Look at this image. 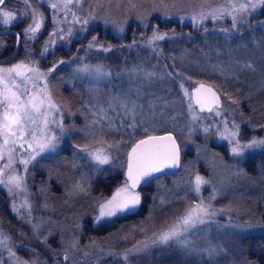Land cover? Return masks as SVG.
<instances>
[{
  "label": "rangeland",
  "instance_id": "374dc122",
  "mask_svg": "<svg viewBox=\"0 0 264 264\" xmlns=\"http://www.w3.org/2000/svg\"><path fill=\"white\" fill-rule=\"evenodd\" d=\"M12 1L13 2L11 5L7 4L5 7L7 9L13 10L14 12L22 13L24 11L23 5L18 3L17 0ZM159 2L160 0H131V3L135 4L136 7L130 9L128 7L129 0H87V2L83 5V14L86 15L89 10H93L98 14L99 19L90 22L88 30L80 34V39L86 37L85 34L87 31H89V29L99 27L100 32L91 31L89 39L87 38L86 42L83 41L82 43L78 44L72 49V51H69V48L71 47L73 41L77 39H72L71 43L68 41H57L54 45H48L50 51L44 57H42V61H44V63H41V65L38 63V58L36 56L30 55L28 57V59L38 65L40 70L45 72L58 61H65V64L60 65L57 70L51 74L48 83L49 91L51 92L55 103L59 105L65 113V126L71 128L72 130L61 138L57 148L53 152H46L40 157H37V160L29 168V173L26 177V180L28 184V196L30 198L32 208L31 217L27 216L26 210L24 208H20L19 214L13 212V199L7 194L6 190H4V192L12 212L29 229L33 241L39 245V248L42 247L44 252L50 253L52 258L59 259L58 261L61 264H113L116 262L114 258L112 256L106 255L109 249H118V247L115 248L116 244H118V246L124 248V250L121 251V253H123L126 249H130L133 247V245L137 244L136 242L126 241L124 243L119 241L120 243L116 242L115 244V242L109 241L108 239L100 240L103 241L101 244H98L97 242H90L88 248H80L79 246L73 247L70 244L74 243L75 239L78 238L77 227H75V221L77 217L75 213L77 208H79L80 205L86 203L87 205L93 206L96 209L100 203L111 197L116 188L123 186L125 182V179L123 178L125 158L129 148L127 149L126 147H120L117 149L113 147L111 150L112 163L107 165H96L87 158L81 159V157L85 156L83 152L80 153L79 157L74 156L75 152L86 145L90 148L107 146L108 144H114L115 141L121 138V136L119 133L113 132L107 136H104V138L101 135L102 138L98 137L96 140H94L92 138L93 136L91 135L90 139H86V141L85 139L80 141L82 135L78 130L79 127H76L73 121L79 122L78 119H84V122L88 124L87 129L92 130V128L89 127L91 117L86 111H83L82 114H78L77 107L75 106H73V108L76 114L73 115L71 104L66 99L61 97L63 92H60L59 84L61 81L60 72L63 70V68L68 70L67 75L71 77V79L69 78L70 80L74 81L77 79L79 81L77 83H79L81 87H78V89L73 90L72 92L74 94L76 92L79 95V100L81 102L87 101L89 98L95 99L96 97L101 100H105L107 99L105 95L107 92H115L121 86H128L127 77L121 76V73L126 68H130L134 64L143 63L145 67L153 68L157 73L170 71L169 66L174 65V62L169 57H166V55L171 54L174 56L173 53H177V55L182 60H184L183 62L185 64L188 63L187 66L191 65L193 67L189 74L183 73L184 76L188 78L186 81V86L189 87V91H191V87L199 81L210 83L221 90L223 95L221 108L223 109L224 115L212 119L213 122L211 123L210 127L211 131L213 132L215 143H222L225 145L228 155H231L230 145L227 140H222L219 138L217 125L219 126V130L221 132L224 129L225 120L229 126L232 124L238 125L237 121L234 119V114L238 109H240V107L238 108V106L236 107L234 105L238 104L234 102L236 99L230 94V90H228L230 88L229 86L232 84L247 85L249 83H256L257 85H260L264 83V18L255 19L250 25H248L250 21L249 19L256 16L260 10L264 8V6L257 8V10L251 14V16L245 19L244 23L240 27L233 30L230 17H225L224 19L218 21H212L210 19L205 20L203 25L199 27H194L191 19L189 18L193 13L200 10L201 7H218L224 3V0H163L165 6L155 7V5L159 4ZM47 3L48 0H43V7L48 12L49 21L47 22L46 16L44 14L45 24L41 32L37 35L38 38L39 35L44 32V40L40 46V56L45 47L46 41L49 40V33L53 31L51 12L47 7ZM101 8L103 10H101ZM37 10L43 12V10L38 6ZM152 16H155L160 22L169 21L174 24V27H181L182 24H185L187 27L194 29L197 32H170L168 30L157 28L155 24L156 22H154V24L149 27L148 25ZM105 20H107L108 23H105ZM22 21L26 23L21 28L20 33H23L25 28H27L28 24L30 23V19L24 17ZM18 22H21V20L18 19L15 24ZM120 25H123V31H120ZM134 25H138L143 29L147 28V33L140 35L138 31L135 32L136 29L131 27ZM78 27L79 26H77V28ZM168 27H171V24H168ZM221 29H228L229 31L223 32ZM154 30H157L161 34L166 33L169 37H174L156 42L154 47L158 55H153L152 51L145 47L147 39L152 36ZM108 32L112 33L116 38L122 37L124 34H128L130 36V41L123 42L121 40L116 44L106 42L101 38V36H99V33L104 35ZM93 36H97L100 44L112 48L113 51L108 53L96 51L86 52L85 50L87 49L88 42ZM21 37L23 48L20 50V55L18 54L17 59L12 62L0 63V66L10 67L12 64L24 60L26 57V52L33 53L30 50V47H32L31 44H33L37 39L27 40L25 36L21 35ZM133 41H136V43L133 44ZM127 45H133V47L128 48L126 47ZM162 46L163 50L166 51H161ZM59 48L69 52L68 57L64 58L60 56L56 60L52 59L49 55L54 54ZM160 54L165 55L163 60V66L165 67V70L155 69L157 58H159ZM77 57H86L85 62L91 65H96L97 63L106 65L112 73L110 78L111 82H109L107 79L95 81L86 76L73 78V76L78 75L73 73V69L78 67V64L72 62L74 58ZM0 58H4V51L2 48H0ZM246 63H252L255 66V71L245 68L244 65ZM175 71L180 72L177 68H175ZM73 84L74 83H70L68 85L72 87ZM224 86H226V88H224ZM158 87L159 95L162 97L166 95L170 96L168 99L169 101L176 99V94L180 91L177 86V88L175 87L177 89L176 93L172 92L170 89L173 86L170 85L167 80L158 82ZM90 89H96L98 91L94 94L92 91H90ZM163 90L164 94L161 95L160 93ZM81 92L84 94V96H80ZM63 96L66 95L64 94ZM176 101L177 102H174V112H172L173 105L169 104L168 111L170 114L158 121L155 127L157 130L162 129L161 132L168 128V130L173 132L177 137L180 148H186L189 150L194 148L195 150H192L197 152L202 146L201 144L196 143V134L192 131H196L200 127H205L206 125L203 124L204 119L202 118L199 125L194 127L191 133H189L188 128L190 126V118H188L186 101L184 105H181L178 98ZM201 116L204 117L202 114ZM173 117H175V119H173ZM209 118L211 117L209 116ZM236 131L238 132V136L240 138L239 125ZM95 134L99 136V134ZM71 137L74 138L72 139ZM124 139H127V137H124ZM253 139L260 140L264 138L249 136L246 139L240 138V141L241 143H248ZM101 140L105 142L104 145L100 143ZM203 151L204 150L200 151L199 155L194 154L192 158L190 157L189 159H186L184 161V167H182L183 171L178 177H175V179L172 178V180L176 184H179L178 180L181 181L182 184L180 185H183V189L186 188V184H188L190 180L194 182V178L197 174L209 181L208 184L202 186L201 193L197 199H203L205 203L209 204L211 208L217 213V215L214 217L216 223L225 226L220 229H217L216 224L208 226L209 237L215 243L220 244L224 248V253L215 259L218 261V264H245L244 262L246 261V258L241 254L237 244L238 237L247 232H254L260 227L257 226L259 223L250 219L251 214H249L248 202L246 201L248 199L246 198V195L242 193L241 190L243 189L236 183V181H240L243 178L242 175L245 176L247 178V182L243 188L248 187L246 190L248 192L251 191L249 187L251 184H249V181L252 178L244 175V173L239 176L234 172V170L231 172H226L225 168H228V166L230 167V163L233 164V161L229 159L223 158L224 161L221 160L220 163H216L218 165H223L224 168L221 166L214 168L216 164L212 165V162H208V164H206L207 162L203 160L205 159ZM247 151L250 150H246V152ZM49 163L50 165H54L51 174L52 178L56 179L53 176L55 173L63 174V178H60V182H65L66 188H70V190L67 191L66 200L63 202L56 201L54 210H51L52 205L55 204V199L53 197H55V195L57 196L58 193H62V189L59 187H53L46 191V188H44L43 185H40L39 180H36V171L35 173L33 172V169H35L33 167H36V165L39 167L38 169L44 171L48 167ZM73 165H75V167ZM189 165H192L195 169ZM41 166L44 168L41 169ZM120 168H122V175L121 178H119L120 181L118 184L108 195L98 198L93 197L96 203L90 205V203L93 202L90 197H92V195H96H90L88 192L89 190L92 191V188H90V186L88 187V185L91 183V181H94L93 173L98 170L99 175L103 174V177L107 175L112 176L118 174ZM230 173L235 177L234 179L231 178ZM229 175L230 178L228 177ZM45 182L46 178H44L42 183L44 184ZM103 182V180L99 181L98 189H102L101 184ZM77 185L83 187L84 191H80ZM257 186L261 189L263 184H259ZM160 187L159 196L162 194L171 195L173 193H177V190L175 191V187ZM254 187L256 188V185ZM208 189L210 190L209 193L204 195V192ZM183 192H180V194H184ZM213 195H215V199H212ZM23 202V195L17 197L16 206L19 208ZM185 207H181L179 204H173L169 206L167 210L170 211L169 216L171 220H164L163 227H167L176 219V217L180 216ZM52 211L57 212L58 217H54L55 215L52 214ZM155 213H158V210H156ZM162 213L165 215V212L162 211ZM96 215H98V211H96L94 215V221ZM29 220L32 222L29 223ZM33 224L39 226L38 232L33 231ZM0 231H2L4 235L9 236L3 228L1 222ZM52 231H54V235L59 241L50 244L54 245V249H50V246H47L49 244V242H47V237L52 233ZM13 241L14 240H12V242ZM19 243L24 245L27 244L24 241ZM96 243L97 245H95ZM13 244L16 245L15 242H13ZM14 250L17 252V256L20 260L29 262V264H31V261L33 260H38L39 264H56V261L46 262L39 256L38 258H32V256L26 250L19 251L20 249H17V247H15ZM159 251L167 255L176 254L177 256H182L184 259L192 262L193 264H207L209 260V258L206 256L202 258L195 255H185L180 249L176 247L158 248V252ZM65 252H67L69 255L68 260L64 259ZM0 261H9L7 252H4L3 256H0ZM9 264H11V261H9ZM130 264H137L135 257L131 259Z\"/></svg>",
  "mask_w": 264,
  "mask_h": 264
},
{
  "label": "snow or ice",
  "instance_id": "6c2138e0",
  "mask_svg": "<svg viewBox=\"0 0 264 264\" xmlns=\"http://www.w3.org/2000/svg\"><path fill=\"white\" fill-rule=\"evenodd\" d=\"M17 2L23 5L22 13L7 9L5 7L7 0H0V29H3L0 35L10 31L18 19L22 22L23 18L27 17L30 23L23 33L16 34L17 42L19 43L21 35L27 40H36L45 24L44 13L37 10L32 0H17ZM86 2L87 0H48L47 7L51 12L53 31L49 33V40L46 41L41 52L42 57L50 51L48 45H54L57 41L71 43L72 39H80V34L88 30L90 22L99 19L98 14L93 10H89L86 15L83 14V5ZM37 4L42 7L43 0H37ZM163 6H165L163 0L155 5V7ZM262 6H264V0H224V3L218 7H201L189 18L194 27H199L205 20L218 21L230 17L232 29L235 30ZM128 7L132 9L136 5L129 0ZM105 23L108 21L105 20ZM120 31H123V25H120ZM221 31L229 30L221 29ZM169 38L174 37L154 30L152 36L147 39L145 47L150 49L153 55H158L154 45L157 41ZM135 43L136 41H133V44ZM126 47L131 48L133 45ZM85 51L108 53L113 49L100 44L98 37L93 36ZM30 55L34 53L26 52L24 60L10 67L0 66V190H6L12 197L13 212L19 214L20 208H24L29 217L32 215L26 180L29 168L37 157L46 152H53L61 138L72 130L65 126V113L55 103L48 83L51 74L60 65L65 64V61H58L45 72L28 59ZM85 60L86 57L74 58L72 62L78 64V67L73 69V73L78 75L73 78L86 76L95 81L107 79L111 82L112 73L106 65L101 63L91 65ZM169 67L173 70L157 73L153 68L145 67L143 63L134 64L121 73L122 77H127V87L121 86L115 92H107L105 100L96 97L82 102L83 110L91 117L89 127L99 135L107 136L114 132L119 133L121 138L114 144L99 148H90L86 145L75 152L74 156L79 157L83 152L85 156L81 159L87 158L96 165H107L112 163L113 147L119 149L131 144L130 151L127 152L126 180L123 186L116 188L110 198L94 209L98 211V215L95 216L96 223L135 213L142 205L141 193L137 191L138 186L150 183L153 179L158 181L160 178L158 174L175 175L174 171L169 172V170L180 168L181 149L177 137L171 132H166L165 135L154 134L157 131L156 123L163 119L165 110L170 103H173L159 95L158 82L167 80L173 88L178 86L180 91L176 94L177 98L181 105H184L186 101L188 118H190L189 133L199 125L202 118H208L202 117V113L207 112L212 119L224 115L221 99L213 86L200 83L194 87L193 91H189V87L186 86L188 78L182 72L175 71L176 65ZM244 67L255 71L252 63H246ZM90 91L95 94L98 90L90 89ZM197 107L199 112L196 111ZM236 129L238 125L229 126L226 120L222 132L217 125L219 138L228 141L233 157L245 155L246 150L264 149V139H253L248 143H241ZM203 132L206 135L209 134L211 127H203ZM100 143L104 145L105 142L101 140ZM208 183L209 181L197 174L194 182L191 180L188 182L183 196L179 193L162 194L156 205L160 211L189 197L194 202L187 205L182 214L158 234L144 242H138L123 253L110 251L106 255L112 256L121 264H130L132 258L146 252L150 247H176L185 255L208 257L207 264H218L215 258L224 253V248L209 237L208 226L216 224L217 229L225 226L216 223L214 217L217 213L209 204L203 199H197L202 186ZM77 187L80 191H84L80 185ZM21 195L24 196V202L18 208L16 199ZM212 199H215V195ZM33 231L38 232L39 226L33 224ZM140 231L143 232L146 229L141 227ZM123 239H127V236ZM14 248L12 238L0 231V256L7 252L11 264H29L19 259ZM33 255H36L35 252ZM64 259H69L67 252L64 254ZM9 261H0V264H9ZM31 264H39V261L33 260Z\"/></svg>",
  "mask_w": 264,
  "mask_h": 264
},
{
  "label": "trees",
  "instance_id": "16d2710c",
  "mask_svg": "<svg viewBox=\"0 0 264 264\" xmlns=\"http://www.w3.org/2000/svg\"><path fill=\"white\" fill-rule=\"evenodd\" d=\"M12 0H7V4H12ZM34 5H37L39 8H41L46 16L47 22L49 21V15L47 10L42 6H39L37 4L36 0H32ZM264 18V8L260 10V12L249 19L248 25H250L255 19ZM154 22H156V26L159 29L168 30L170 32H177V33H184L186 31L190 32H197L194 29H190L187 27V25L182 24L181 27H174V24L171 22H160L155 16H152L149 22V27H151ZM26 22H18L14 25L15 28H18L19 31L24 26ZM168 24H171V27H168ZM130 25V24H129ZM132 28H135V32L138 31L140 35L147 33V28L143 29L138 25L131 26ZM100 32L99 27H95L93 29H89V31L86 32L84 38H81L80 40L73 41L71 47L69 48V51H72L74 47H76L78 44L82 43L83 41L86 42L87 38L90 37V32ZM99 36L111 44L119 43L121 40L123 42H129L130 36L128 34H124L122 37L116 38L112 33L108 32L104 35H101L99 33ZM44 40V32H42L37 40L31 44L32 47H30V50L34 53V56L38 58V63H44L42 56H40V46L42 44V41ZM6 42V46H5ZM16 42L14 35H0V48L4 51V57L7 58L12 53L14 48V43ZM163 50V46L161 47V51ZM166 50H163V52ZM176 52V51H175ZM69 52H66L62 48H59L57 51H55L54 54L49 55L52 59H57L60 56L66 58L68 57ZM174 56L166 55V57H169L171 60H173L174 65H176V68L178 71L182 73H190L192 70V66L185 64L177 53H173ZM165 55L160 54L159 58H157V64L155 66L156 70L164 69L163 66V60ZM170 70H173L170 68ZM167 72V71H166ZM60 92L61 97L66 99L71 104V109L73 111V115L76 114L74 112L73 106L77 107V113H83V101L81 102L79 99V95L75 92V94L72 92L73 90L80 88L79 82L77 79L72 81L70 80L71 77L68 76V70L63 68V70L60 72ZM70 78V79H69ZM74 83L72 87H70L68 84ZM223 87V85H222ZM230 88V94L236 99L235 102L238 104H234L238 108L235 112V120L237 121V124L240 126V138L246 139L249 136H256L258 138L263 137L264 138V83L257 85L256 83H249L247 85L242 84H232L229 86ZM177 88V87H176ZM171 88L172 92L176 93L177 89ZM226 88V86H224ZM66 96H63V95ZM161 95L164 94V90L160 93ZM84 96V94L81 92L80 96ZM231 96V97H232ZM167 99L170 98V96L166 95L164 96ZM177 99V96H176ZM176 99L173 100V103H170L172 106V112H174V102H177ZM68 103V105H69ZM233 103V102H232ZM231 103V104H232ZM77 105V106H76ZM167 108L165 110V116L170 114ZM204 117H208L207 119L203 120V124L206 126H210L213 122L212 118H209L208 113H202ZM163 117V118H164ZM79 122H74V125L76 127H79L78 130L80 131V134L82 135L80 138V141H83L85 139H90V136L92 135L93 139L96 140L98 137H101V135L97 136L95 131L88 130L87 126L88 124L84 122L83 120H79ZM262 124V125H260ZM260 125V126H258ZM87 129V130H86ZM162 129H158L156 132H161ZM78 131V132H79ZM165 131H170L168 128ZM155 132V133H156ZM195 132L197 144H201V148L196 152L194 148L192 149H184L181 148L182 151V157H181V166L180 170L175 175H162L160 176L159 180L153 179L148 185L145 187H142L138 189L142 196V205L135 211V213L128 214L121 218H116L111 221H105L102 223H96L94 221V215L96 211H94L93 206H89L86 203L82 204L77 208L76 210V221H75V227H77V235L78 238L75 239L74 243H70L71 245L75 244L76 246H79L80 248H88V245L90 242H97L98 244H101L100 240L108 239L109 241L118 243L119 241L124 243L126 242H144L149 237H152L155 234H158L163 228V221H170L171 218L169 216L170 211L167 210L169 206L166 207V209L163 211L165 212V215H163L162 211L159 210V208L156 207L158 204L159 198H160V186L165 187H175V191L177 190V193L179 195L183 196L185 193L183 192L184 189L182 188L183 185L181 181L178 180L179 184H176L173 182L172 178L175 179V177H178L180 173L183 171L182 167H184V161L186 159L192 158L194 154H198L199 152L204 150V156L208 164V162H212L213 164H216L217 162L220 163V161H224L223 158L229 159L233 161V164L230 163V167L225 168L226 172H231L234 170L236 174L239 176L244 173V175H247L251 177L249 184H251L250 190L246 191L248 187H245L247 178L242 175V179L240 181H236L238 185L242 187L243 190L242 193L246 195V200L248 202L249 207V214H251V220L256 221L259 223L257 226L260 228L258 230H255L254 232H247L238 237L237 244L239 246L240 252L244 257L246 258L245 264H264V149H253L250 151H247L245 155L241 157H233L232 155H228L227 149L225 148V145L222 143H215V139L213 136V132L211 131L209 134H205L203 132V128L200 127ZM72 139L74 137H71ZM102 138V137H101ZM104 138V136H103ZM131 146L129 144L126 148L128 149ZM212 148V149H211ZM125 151V150H124ZM67 152V151H63ZM48 161V160H46ZM193 167L192 165H189ZM221 166L224 168L223 165L216 164L214 166L218 167ZM233 166V167H232ZM54 165L48 164V167L46 170H40L39 167L36 165V167H33V172L36 171V180L38 179L40 182V185H43L44 188H46V191L55 187L62 189V193H58L57 196L53 197L55 200V204L52 205V209L54 210V206L56 205V201L63 202L66 200V194L67 191L70 190V188H66L65 182H60V178H63V174L61 173H55L53 176L56 179H53L51 174L53 170ZM41 169L44 168L43 166L40 167ZM194 168V167H193ZM232 168V169H231ZM195 169V168H194ZM197 170V169H196ZM97 171V172H96ZM94 175V181H91V183L88 185L90 188H92V191L89 190V194H96L92 195L90 199L93 200L90 205L93 203H96L94 198L98 197H104L108 195L112 189L118 184L120 181L119 178H121L122 168L119 169V173L116 175H107L103 177V174L98 173V170H96ZM199 171V170H197ZM38 172V174H37ZM200 172V171H199ZM201 173V172H200ZM210 174V173H209ZM208 174V175H209ZM207 175V176H208ZM231 178H235L231 173ZM230 175L228 176L230 178ZM237 175V176H238ZM46 178V182L43 184V180ZM100 180H103L104 182L101 184L102 189H98V183ZM226 182V180H225ZM55 184V185H54ZM263 184V187L260 189L257 185ZM39 185V186H40ZM188 185V184H186ZM185 185V186H186ZM256 185V188L254 187ZM57 186V187H56ZM235 186V185H233ZM187 187V186H186ZM89 188V189H90ZM87 189V188H86ZM226 189V187H225ZM209 189L204 192V195H207L209 193ZM180 192H183L184 194H180ZM156 198L155 200L153 198ZM206 197V196H205ZM52 200V199H51ZM190 203H193V200L191 197L188 199H185L181 202H175L173 204H179L181 207H185V205H189ZM172 204V205H173ZM158 210V213H155V211ZM54 217H58L57 212H53ZM160 215V217H159ZM0 222L3 225V228L7 232V234L12 237L13 242L16 243L15 247L17 249L26 250L28 253L35 258H38V256L42 259H44L46 262L50 261H56V264H59V259H54L51 257L50 253L44 252L42 247L39 248V245H37L33 238L30 235L29 229L24 225L12 212L10 204L8 202V199L6 198V194L4 190H0ZM146 222V223H145ZM256 226V228H257ZM143 227L146 229V231H140V228ZM127 236V239H123V237ZM111 237V238H110ZM116 237V239H115ZM132 237V238H130ZM118 239V240H117ZM25 242L26 245L19 243V242ZM57 237L54 235V231L47 237V242L49 244L47 245L50 249H54L53 244L57 242ZM59 242V241H58ZM119 242V243H120ZM97 243L95 245H97ZM118 249H109L111 252H120L124 250L123 247L118 246L116 244L115 248ZM158 248L160 247H150L146 252L141 253L140 255L136 256L135 259L137 261V264H193L192 262L184 259L182 256H177L176 254L167 255L162 252H158ZM33 252H35V256L33 255ZM111 258V257H110ZM113 259V258H112ZM116 262L113 264H121L118 260L114 259ZM134 262V261H133ZM61 264V263H60Z\"/></svg>",
  "mask_w": 264,
  "mask_h": 264
},
{
  "label": "water",
  "instance_id": "95a60500",
  "mask_svg": "<svg viewBox=\"0 0 264 264\" xmlns=\"http://www.w3.org/2000/svg\"><path fill=\"white\" fill-rule=\"evenodd\" d=\"M0 31H3V29H0ZM18 33V31H17V29H15L14 27H11V29H10V31H8L7 33H5V34H13V35H15L16 36V34ZM5 34H3V35H5ZM19 47H20V40H19V43L17 42V39H16V44H15V48H14V51H13V54L9 57V58H0V63H9V62H12V61H14L16 58H17V56H18V54H19ZM200 83H203V84H205V85H211V86H213L212 84H210V83H207V82H204V81H200V82H197L195 85H193L192 87H191V91H193L194 90V87L195 86H198ZM213 89H214V91L217 93V95L220 97V99H221V95H220V93L218 92V90L213 86ZM221 102H222V100H221ZM197 111H199V107H197V109H196ZM204 113H207V112H204ZM166 132H171V131H164V132H160V133H156V135H165L166 134ZM172 133V132H171ZM173 134V133H172ZM174 135V134H173ZM175 136V135H174ZM178 142V141H177ZM130 148H131V146L129 147V149H128V151H130ZM127 151V152H128ZM180 160H181V151H180ZM126 167H127V153H126V158H125V168H124V173H123V178L126 180V175H125V173H126ZM179 170H180V168L179 169H175V170H169V172H172V171H174L176 174L179 172ZM159 176H162L161 174H158ZM166 175H172V174H166ZM149 183H143V184H141L140 186H138V188L137 189H140V188H142V187H145L146 185H148Z\"/></svg>",
  "mask_w": 264,
  "mask_h": 264
},
{
  "label": "flooded vegetation",
  "instance_id": "af4514ba",
  "mask_svg": "<svg viewBox=\"0 0 264 264\" xmlns=\"http://www.w3.org/2000/svg\"><path fill=\"white\" fill-rule=\"evenodd\" d=\"M14 27V26H13ZM15 28V27H14ZM15 29H17V31H18V33H20V31H19V29L18 28H15ZM6 35H13V34H6ZM14 37H15V40H16V36L14 35ZM15 44H16V42L14 43V48H15ZM14 48H13V51H14ZM21 48H23V46H22V37L20 38V47H19V55H20V50H21ZM13 51H12V53L9 55V57L13 54ZM9 57H7V58H9ZM5 58V57H4ZM17 59V58H16ZM216 88V87H215ZM217 90H218V92L220 93V95H221V100H222V102H223V95H222V93H221V90H219L218 88H216ZM221 102V103H222Z\"/></svg>",
  "mask_w": 264,
  "mask_h": 264
},
{
  "label": "bare ground",
  "instance_id": "6f19581e",
  "mask_svg": "<svg viewBox=\"0 0 264 264\" xmlns=\"http://www.w3.org/2000/svg\"><path fill=\"white\" fill-rule=\"evenodd\" d=\"M6 35V34H5ZM173 133V132H172ZM174 134V133H173ZM181 149V148H180ZM181 157H182V151H181ZM180 166H181V160H180ZM138 190V189H137Z\"/></svg>",
  "mask_w": 264,
  "mask_h": 264
}]
</instances>
